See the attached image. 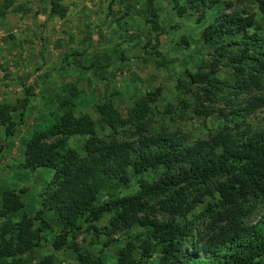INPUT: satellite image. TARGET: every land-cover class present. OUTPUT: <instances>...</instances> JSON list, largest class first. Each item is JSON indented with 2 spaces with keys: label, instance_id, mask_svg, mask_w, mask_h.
<instances>
[{
  "label": "trees",
  "instance_id": "obj_1",
  "mask_svg": "<svg viewBox=\"0 0 264 264\" xmlns=\"http://www.w3.org/2000/svg\"><path fill=\"white\" fill-rule=\"evenodd\" d=\"M220 1L173 0V9L182 16L188 10H210ZM154 2L146 0L136 14L156 31ZM259 4L264 12V0ZM11 5L12 0H5L1 13ZM66 11L52 0V15L64 17ZM255 25L253 15L218 13L201 34L204 44H218L215 63L208 71L189 72V80H177L179 90L195 97L196 113L205 117L215 114L206 103H216L218 98L229 108L217 110L223 124L209 139L188 144L176 132H150L145 121L159 89L138 98L124 116H118L109 101L97 106L100 121L113 132L134 126L135 141L100 139L90 116L75 115L77 89L68 87L72 99L56 98L60 114L53 117L54 123L22 140L23 167L52 172L41 205L61 226L51 242L55 250L72 245L84 228L99 235L97 224L107 218L108 227L103 229L122 232L123 238L113 241L117 243L114 256L100 249L96 255L86 254L85 264H264V212L255 223H248L253 212L264 206V129L254 130L246 122L264 108V36ZM155 54L160 56L158 50ZM218 56L227 58L231 68L228 79L218 78ZM165 65V60L157 62L158 67ZM241 95L249 98L242 101ZM0 126L6 137L14 135L9 104L0 103ZM73 136L85 139L84 155L69 147L67 140ZM134 182L137 190L121 194ZM97 191L106 199L100 200ZM191 196L200 203L208 198L198 214L194 200H188ZM24 207L14 191L2 194L0 217L6 221L0 226V264L41 246L40 234L47 223L36 228L25 213L18 221L7 220ZM157 210L164 212L167 220L152 217ZM137 250L145 254L136 257ZM35 264L55 263L44 257Z\"/></svg>",
  "mask_w": 264,
  "mask_h": 264
},
{
  "label": "rangeland",
  "instance_id": "obj_2",
  "mask_svg": "<svg viewBox=\"0 0 264 264\" xmlns=\"http://www.w3.org/2000/svg\"><path fill=\"white\" fill-rule=\"evenodd\" d=\"M56 1L67 10L64 17L51 14L52 0H12V5L3 14L5 0H0V103L11 106L15 123V133L10 137L5 136L0 126V210L2 194L12 190L19 194L25 207L7 220L18 221L25 213L34 220L36 228L42 226V222L48 224L40 234L39 248L4 264H35L44 257L52 258L55 264H85L86 254L96 255L100 249L106 255L114 256L117 243L113 241L123 238L122 232L110 233L103 229L108 227V219L103 218L97 224L101 228L99 235L84 228L72 241L77 251L73 244L58 251L51 246L61 226L53 213L43 209L41 200L52 172L23 167L25 147L22 140L54 123L53 117L60 114L56 98H73L67 95L68 87L80 92L74 98L76 117L90 116L100 139L115 138L119 142L135 141L132 132L136 128L129 125L113 132L100 121L97 106L109 101L116 114L124 116L138 98L159 89L157 98L149 105L151 111L146 125L153 133L161 129L176 132L190 144L209 139L221 128L223 120L218 115L219 108L229 111L222 98H218L216 103H206L216 113L202 116L195 111V97L177 88L178 79L189 80V72L208 71L209 65L215 63L218 44H204L201 38L203 29L218 13H236L253 15L255 28L264 36L261 0H221L210 10H188L182 16L173 9V0H155L156 31L136 14L137 10L144 8L146 0ZM156 50L160 52L159 57ZM162 60L166 65L158 67L157 62ZM217 60L218 78L228 79L231 68L227 58L218 56ZM26 98L28 101L23 110ZM248 98L249 95L240 96L242 101ZM246 122L254 130H263L264 108L251 114ZM84 140L73 136L67 142L69 147L84 155ZM137 189L138 184L134 182L131 189L123 190L121 194ZM97 195L100 200L106 199L100 191ZM188 200H194L197 214L208 202L206 197L203 203L196 202L194 196ZM263 212L264 206L258 207L248 223H255ZM154 213L151 216L157 221L168 218L162 211ZM4 221L6 219L0 217V226ZM108 242L111 243L103 247ZM143 254L144 251L135 252L136 257Z\"/></svg>",
  "mask_w": 264,
  "mask_h": 264
}]
</instances>
